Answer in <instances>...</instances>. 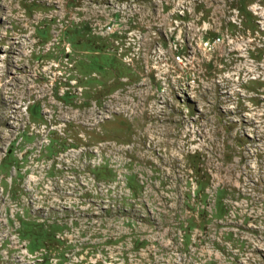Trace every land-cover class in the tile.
I'll return each instance as SVG.
<instances>
[{"label":"rangeland","instance_id":"374dc122","mask_svg":"<svg viewBox=\"0 0 264 264\" xmlns=\"http://www.w3.org/2000/svg\"><path fill=\"white\" fill-rule=\"evenodd\" d=\"M0 264H264V0H0Z\"/></svg>","mask_w":264,"mask_h":264}]
</instances>
